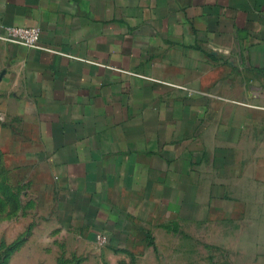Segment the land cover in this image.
Returning a JSON list of instances; mask_svg holds the SVG:
<instances>
[{"label": "crops", "instance_id": "obj_1", "mask_svg": "<svg viewBox=\"0 0 264 264\" xmlns=\"http://www.w3.org/2000/svg\"><path fill=\"white\" fill-rule=\"evenodd\" d=\"M0 151L55 231L144 246L237 221L264 138V0H0Z\"/></svg>", "mask_w": 264, "mask_h": 264}, {"label": "rangeland", "instance_id": "obj_2", "mask_svg": "<svg viewBox=\"0 0 264 264\" xmlns=\"http://www.w3.org/2000/svg\"><path fill=\"white\" fill-rule=\"evenodd\" d=\"M251 151L241 161L261 167L250 173L256 194L243 217L206 227L176 221L142 247L92 244L79 232L55 231L0 151V264H264V138Z\"/></svg>", "mask_w": 264, "mask_h": 264}, {"label": "built area", "instance_id": "obj_3", "mask_svg": "<svg viewBox=\"0 0 264 264\" xmlns=\"http://www.w3.org/2000/svg\"><path fill=\"white\" fill-rule=\"evenodd\" d=\"M5 33L0 34V40L13 45H18L31 49L48 50L40 45L41 30L38 27H5ZM98 244L105 245L106 240L98 236Z\"/></svg>", "mask_w": 264, "mask_h": 264}]
</instances>
